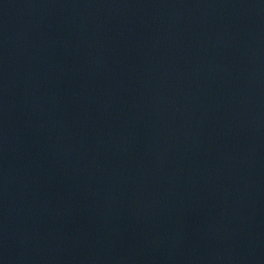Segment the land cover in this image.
<instances>
[{
  "label": "water",
  "instance_id": "95a60500",
  "mask_svg": "<svg viewBox=\"0 0 264 264\" xmlns=\"http://www.w3.org/2000/svg\"><path fill=\"white\" fill-rule=\"evenodd\" d=\"M0 264H264V0H0Z\"/></svg>",
  "mask_w": 264,
  "mask_h": 264
}]
</instances>
